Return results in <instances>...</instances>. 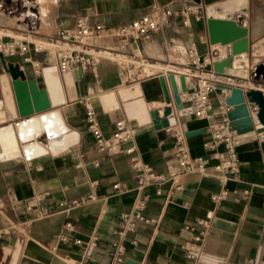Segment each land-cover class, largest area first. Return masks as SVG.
<instances>
[{
	"label": "crops",
	"instance_id": "crops-1",
	"mask_svg": "<svg viewBox=\"0 0 264 264\" xmlns=\"http://www.w3.org/2000/svg\"><path fill=\"white\" fill-rule=\"evenodd\" d=\"M185 1L36 0L37 33L42 37L54 36L60 29L71 27L77 16L112 30L142 16H154L164 6L178 9ZM196 1L206 8L228 0ZM246 6L245 14L237 13L234 17L237 20L240 16L241 27L247 29L246 54L232 56L233 72L224 68L225 83L244 91L259 89L264 93L261 78L255 81L252 77L255 68L264 64V0H246ZM16 23L0 12V27L15 29L19 26ZM135 43L145 60L174 67L189 66L187 50L191 43L195 44L198 56L210 55L214 62L229 55L226 45L210 44L205 16L201 21L191 20L188 26L183 25L180 17L175 18L160 31L142 36ZM92 44L119 51V39L111 33L95 39ZM31 57L40 63L37 73L30 64L20 63L15 58L4 59L8 64H17L26 80H35L37 89L47 93L50 109L26 118L19 115L13 79L0 58V130L12 128L18 149L14 157V150L0 142V261L4 248H9L12 255L8 264H11L19 244L17 264H22L23 260H27V264L117 263L111 255V243L118 241V218L122 213H132L139 198L147 196L143 214L155 223L138 225L133 234L127 235L122 241L125 247L122 262L129 258L138 264H199L202 254L203 260L215 264H256L257 260V264H264V138L237 144L239 171L224 184L213 170L217 159H209L203 175H181L177 180L179 189L166 181L140 191L130 169L131 158L135 157L166 178L178 173L175 139L163 129L156 130L150 117V112L155 110L162 116L166 107H170L175 116L173 129L184 135L182 148L191 158H208L209 152L203 144L209 138L210 125L220 122L229 109L224 103L227 91L217 88L210 94L212 111L208 118H184L174 109L168 80L164 79L171 99L169 105L165 103L159 77L126 81L113 60L102 59L95 73L83 70L76 77L75 70L65 74L59 72L57 57L52 52L31 53ZM48 67L56 69L61 82L62 101L56 105H53L44 73ZM175 80L181 94L179 78ZM184 85L191 90L193 80L185 78ZM86 104L94 111L104 136L111 134L117 121L129 127L133 137L124 148L133 147L132 156L124 153L106 156L97 150L86 130ZM135 104H142L143 108ZM249 107L257 124L256 109ZM48 114L61 119L67 132L50 137L42 131L25 141L19 126L39 121ZM200 130L203 132L185 137V133ZM69 131L78 135L71 145L66 139ZM263 132L264 128L256 134ZM58 138L65 141L66 146L55 154L50 147ZM28 143H37L46 153L28 157L24 150ZM222 151L220 148L219 152ZM116 184L121 192L113 190ZM223 190L227 196L213 202L211 197ZM245 191L248 192L246 196ZM89 194H93L95 200L74 207L68 205ZM61 203L65 206L60 207ZM66 220L74 225L71 238L80 240L82 245L58 242ZM198 220L209 221L210 227L205 237L195 242L196 233L201 231L196 224ZM186 226L195 227V231L185 229ZM92 244V253L86 257L85 247ZM189 250L198 255L196 260L187 257Z\"/></svg>",
	"mask_w": 264,
	"mask_h": 264
},
{
	"label": "built area",
	"instance_id": "built-area-1",
	"mask_svg": "<svg viewBox=\"0 0 264 264\" xmlns=\"http://www.w3.org/2000/svg\"><path fill=\"white\" fill-rule=\"evenodd\" d=\"M15 1L0 0V9L6 4L9 6V13L12 14V11L15 9ZM16 3L17 8H27L26 12L20 14V17L23 19V24L16 29L0 27V58H15L20 63L30 64L34 73L40 70V63L32 59L31 53L42 54L52 52L57 57L58 70L61 74L73 70H87L95 73L100 60L109 59L119 65L121 75L126 81L140 80L149 76L162 77L167 81L171 74L175 78H191L193 80L192 89L187 90L185 87L186 90L181 91V94H179L182 108L176 110L175 104H173L178 115L184 118L193 117L195 119H205L210 116L212 111L210 94L216 91L217 85L226 84L225 74L217 73L213 68V65L220 61L214 62V57L210 55L204 57L198 56L196 54L195 44L193 43L190 44L187 50L188 57L190 58L189 66L187 67H174L168 63H153L145 60L138 53L137 44L135 43L138 38L160 31L163 27L169 25L173 19L180 17L184 26H188L191 20H203L205 7L200 5L196 0H186L184 5L178 9L164 6L154 16L145 15L127 25L112 30L101 24L90 23L86 17L77 16L71 27L60 29L56 35L49 37H42L37 33L35 20L38 14L37 10L34 9L36 0H17ZM108 33L113 34L119 39V51L95 47L92 44V41ZM255 109L257 111L256 107ZM171 118L173 119V123L171 122ZM84 121L87 132L93 138L97 150L102 155L111 156L124 153L127 156H132L134 148H124V146L132 140L133 134L123 121H117L111 134L104 136L98 119L88 104L85 105ZM168 121L169 126L163 128V130L175 139L179 171L166 178L162 174L155 173L149 165L132 157L130 169L134 174L138 190L141 191L147 186L161 184L166 181L171 182V185L175 189H179L177 185L178 178L181 175L190 173L205 174L209 159L218 160V164L213 167V170L222 184L230 176L238 173L239 159L236 152V131L232 129L226 116L220 122L214 123L208 128L209 138L203 144L204 149L209 152L208 158H191L188 151L181 146L182 140L184 139L182 131L173 129L176 127L173 111H171ZM220 148L223 150L221 153L219 152ZM94 165L97 166L98 164L95 163ZM112 188L116 192H121L118 184L113 185ZM247 193V191L244 192L245 196ZM157 194H160L159 190ZM226 196L227 192L223 190L213 195L211 199L213 202H218ZM147 198V196H141L132 213H122L118 218V241L111 243V255L117 263H122L125 253V247L122 241L125 240L127 235L133 234L138 225L155 223L154 219L147 218L143 214ZM93 200H95L94 195L89 194L85 197L70 201L68 205L74 207ZM59 206L64 207L65 205L61 203ZM196 224L201 228V231L196 233L194 240L195 242H200L205 237L210 223L207 220H198ZM185 229L192 232L195 231V227L186 226ZM73 231V223L66 220L62 225L58 242L62 244L72 242L77 246L82 245L83 243L80 240L71 238ZM131 244L134 245L135 241L132 240ZM93 248L94 244L85 247L86 257L91 255ZM54 250L55 247L52 248V251ZM187 257L196 260L198 255L189 250ZM245 264L252 263L248 262Z\"/></svg>",
	"mask_w": 264,
	"mask_h": 264
},
{
	"label": "water",
	"instance_id": "water-1",
	"mask_svg": "<svg viewBox=\"0 0 264 264\" xmlns=\"http://www.w3.org/2000/svg\"><path fill=\"white\" fill-rule=\"evenodd\" d=\"M247 12L246 0H228L222 3L209 5L204 10V16L207 26L208 40L210 44L227 45L247 36V29L241 27V17L238 16L237 20L234 19L237 13L245 14ZM225 60V59H224ZM224 60L213 65L214 71L220 74H225L224 68L232 66V60L228 65H221ZM8 71L11 73L13 79V89L17 100L19 115L21 118L32 116L35 113H41L50 109L47 93L45 90H38L35 80H26L24 73L20 70L18 65L8 64L3 59ZM78 77V70L74 71ZM255 81L261 78L264 82V64L255 68L252 73ZM184 78L180 77L179 82L181 91H185ZM169 85L172 91L173 102L175 109L182 108L180 95L176 87V80L174 75L168 77ZM159 82L162 88L165 103L169 105L171 99L168 95L164 78L160 77ZM217 88L228 92L225 97L224 103L229 108L225 116L230 123L233 130L236 131L235 140L237 144L244 142L254 141L257 138H264L263 133H257V130L264 128V93L259 89L244 91L240 87H234L227 84H219ZM253 106L252 109L257 108L255 118L258 122L254 123L253 115L250 112L249 105ZM172 109L166 107L162 116L159 111L155 110L150 112L152 123L156 130L167 128L169 126L168 117L171 115ZM203 131H193L185 133V137H190ZM12 255V250L4 248L3 257L0 264H8V259ZM199 264H215L203 260L204 255H200ZM27 260H23L22 264H27ZM258 260L256 261V264ZM114 264H138L137 262L127 258L122 263Z\"/></svg>",
	"mask_w": 264,
	"mask_h": 264
},
{
	"label": "bare ground",
	"instance_id": "bare-ground-1",
	"mask_svg": "<svg viewBox=\"0 0 264 264\" xmlns=\"http://www.w3.org/2000/svg\"><path fill=\"white\" fill-rule=\"evenodd\" d=\"M226 46L228 48V54L229 55L226 57L224 62H222L221 65H228L230 63L229 61L233 60L232 56H234V55L244 54L247 50V40H246V38H242V39L237 40L233 43H230ZM241 61H243V60H241ZM246 64H247V61H246ZM247 65H245V66H247ZM242 67H243V65H242ZM226 70L228 72H233L231 70V68H229V67H226ZM44 73L46 76L48 90H49V94L51 96L53 105H56L60 101H62L61 82H60L58 73H57L56 69L53 67L45 68ZM136 89H137V87H136ZM102 99H104V98L102 97L101 100ZM135 105H139V107L141 109L143 108L142 104H135ZM49 115L50 114H48L47 116H45V115L42 116L39 121L32 120L30 122H25L22 125H20L19 129H20L21 133H23V139L25 141H30L38 133H40L42 131H46L50 137H55L57 135H60L61 133L67 132L68 129L65 127V125L63 124L61 119H59L58 117L56 118L54 115H51V116H49ZM55 115H58V113H56ZM171 122L173 123L172 118H171ZM14 134L15 133H13L12 128H6V129L0 130V142H2V144H4L6 148L10 147L12 150H14L12 155H14V157H15V155H18V149H17V143L15 140ZM77 137H78V135L76 132L69 131V134L66 138L68 145L69 144L71 145V143H74L75 141H77ZM4 145H2V146H4ZM65 146H66L65 141L62 142V139L58 138L56 140V142H53L51 144L50 148H51V151L56 154V153L60 152L62 149H64ZM24 150H25V153L28 157H32V156H36L39 154H45L46 153V150L43 147H41L40 145H38L37 143L25 144ZM19 254H20V245L17 244V247L14 251V255H13V259H12L11 264H17L18 259H19Z\"/></svg>",
	"mask_w": 264,
	"mask_h": 264
},
{
	"label": "rangeland",
	"instance_id": "rangeland-1",
	"mask_svg": "<svg viewBox=\"0 0 264 264\" xmlns=\"http://www.w3.org/2000/svg\"><path fill=\"white\" fill-rule=\"evenodd\" d=\"M17 0L14 2L15 4H14V7H15V9L12 11L13 13L11 14V13H9V6H7L6 4H4L3 5V7L0 9V12L3 14V15H6L8 18H11V19H13L14 21H16L17 23V25H19V26H22V24H23V22H22V17H20V14L22 13V12H26V9L27 8H22V7H16V5H17ZM32 6H34V5H32ZM34 9L35 10H37L38 9V6L36 7V5L34 6ZM18 20V21H17ZM35 26H36V30L37 31H39L38 30V28H39V16H38V18L35 20ZM16 29V28H15Z\"/></svg>",
	"mask_w": 264,
	"mask_h": 264
}]
</instances>
